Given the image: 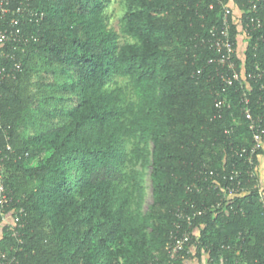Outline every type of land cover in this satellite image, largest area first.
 <instances>
[{"label":"trees","instance_id":"16d2710c","mask_svg":"<svg viewBox=\"0 0 264 264\" xmlns=\"http://www.w3.org/2000/svg\"><path fill=\"white\" fill-rule=\"evenodd\" d=\"M250 1L263 20L264 0H121L116 31L111 0H8L0 31L18 20L20 32L0 45V179L10 198L0 216L19 221L11 236L0 220L1 253L17 264H168L175 211L209 209L238 172L246 194L233 210L193 219L196 251L206 264H264L263 134L253 165L236 153L264 130V27L238 52ZM228 3L240 75L230 86L207 42ZM195 184L201 191L187 190Z\"/></svg>","mask_w":264,"mask_h":264},{"label":"built area","instance_id":"2783aa9c","mask_svg":"<svg viewBox=\"0 0 264 264\" xmlns=\"http://www.w3.org/2000/svg\"><path fill=\"white\" fill-rule=\"evenodd\" d=\"M231 2V0H230ZM9 2L8 0H0V18L4 19V16L9 12L8 8ZM231 8L232 5L229 3L223 6V16H222V26L220 30H212L210 34V38L207 41L209 47L215 49L218 53L221 54L217 60H210L209 63L216 62L218 65L222 67H227L229 71H231V76L225 79L226 85L230 86L233 84V81L238 80L240 75L237 74L235 70V64L232 61V56L235 53V48L233 43L230 40V33H229V26L228 20L231 15ZM25 8H18L14 14L19 15L20 13L26 12ZM249 11L251 15L247 17V24L246 27L242 29V25L239 27V31L241 33L240 39H243L246 42L249 38L250 31H259L264 27V19H260L257 16L255 17L257 12V6L253 1H250ZM28 13V11L26 12ZM29 14H32L29 12ZM241 15V12L238 13V16ZM34 16V14H32ZM9 31L7 29L0 31V45L7 41H16L18 42V33L20 32L18 28V20H10ZM17 27L14 31L13 29ZM17 33V34H16ZM3 54L0 52V59L3 58ZM8 57V56H6ZM15 70L20 71L21 66L19 64L14 65ZM264 74V72H263ZM262 75V74H260ZM224 92L225 89L222 88ZM224 102L218 101L216 103V107H220ZM246 118L251 120L252 118L249 115V110L245 112ZM262 119L257 118L256 122L259 123ZM252 122L251 128L253 129ZM260 128V127H259ZM260 133H257L253 137V146L250 148L241 147L236 151L238 157L240 159L244 158L245 161L253 165L254 158L258 149L262 146V134L264 136V130H259ZM211 174V173H210ZM232 176L228 177V184L225 188L222 189L221 194H217L219 201L216 203L211 204L208 208L198 210L193 214H189L184 210L178 209L175 211V221L173 223L174 233L170 235V239L166 244V251L168 255V264H178L180 261L184 264L189 263H197L201 264L200 256H198L197 245L200 244L199 235L200 232L198 229L194 228L193 219L197 216H204L207 211H210L214 214L216 210L228 211L233 210V203L236 198H240L246 194L245 187H243V183L241 181V173L232 172ZM253 173H250L249 177H253ZM226 179V177H223ZM254 189L258 188L257 186L253 187ZM187 190L192 192L196 191L199 192L201 189L195 184L194 186H188ZM248 191V190H247ZM8 198L6 194V190L2 180L0 179V212L4 210V206L8 203ZM260 203L262 207V216L264 218V196L263 194L260 197ZM19 213H22V210H19ZM215 215V214H214ZM10 219V221H9ZM0 220L5 223L9 231H13L15 224L19 221V217L14 213H9L8 216L2 214L0 216ZM11 223V225H10ZM11 226V227H10ZM202 227V226H201ZM11 236H16L15 232H12ZM203 255V254H202ZM204 260L206 263L210 260L208 254L203 255ZM0 264H17V260L14 257H7V255L0 252ZM235 264H240L236 261Z\"/></svg>","mask_w":264,"mask_h":264},{"label":"rangeland","instance_id":"374dc122","mask_svg":"<svg viewBox=\"0 0 264 264\" xmlns=\"http://www.w3.org/2000/svg\"><path fill=\"white\" fill-rule=\"evenodd\" d=\"M108 15L110 16V27L114 28L116 31L119 30V20L123 13V6L121 3V0H111L110 6L108 8ZM236 16L238 15L235 14ZM238 17V16H237ZM122 42H125V39H122ZM244 47V41L243 39L240 40L238 52L241 54L242 48ZM260 168L262 169V177L261 180L263 181L264 186V157H262V160H260ZM150 168L148 167L146 169L145 175L143 176V187L145 188V200L143 204L144 211L147 210V207L151 204V187H150V178H149ZM189 264H197V263H189ZM201 264H206L205 261H203Z\"/></svg>","mask_w":264,"mask_h":264}]
</instances>
